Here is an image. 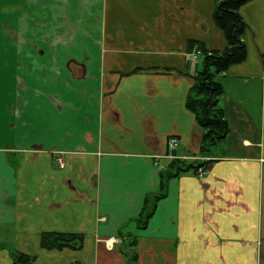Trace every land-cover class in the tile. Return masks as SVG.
I'll return each mask as SVG.
<instances>
[{
    "label": "crops",
    "instance_id": "crops-1",
    "mask_svg": "<svg viewBox=\"0 0 264 264\" xmlns=\"http://www.w3.org/2000/svg\"><path fill=\"white\" fill-rule=\"evenodd\" d=\"M215 8L0 0V264H264V0L240 9L247 58L221 77L228 137L205 176L161 185L171 137L201 157L186 104L191 54L227 46ZM54 232L82 239L45 249Z\"/></svg>",
    "mask_w": 264,
    "mask_h": 264
},
{
    "label": "trees",
    "instance_id": "trees-1",
    "mask_svg": "<svg viewBox=\"0 0 264 264\" xmlns=\"http://www.w3.org/2000/svg\"><path fill=\"white\" fill-rule=\"evenodd\" d=\"M216 8L213 14L216 25L223 31L227 46L223 50L207 51L202 47L203 67L194 76L195 84L192 87L188 99L187 108L196 116L198 124L203 128L204 134L200 145V156L211 157L217 144L224 142L228 137L231 127L226 119L221 99L224 88L221 77L228 69L246 60L248 50L243 36L246 31V23L240 9L251 0H215ZM198 162L187 163L182 160H173L169 169L162 176V190L167 183L179 173L187 170L196 172ZM208 162H205L207 164ZM165 194V193H164ZM163 195L157 196L159 197ZM147 206L145 223L151 218V212ZM144 223V222H143ZM77 239V240H76ZM82 239L76 234L44 233L42 246L45 249H62L71 246L73 242ZM79 242V241H78ZM130 264H137L136 256H131ZM18 262L32 264L33 258L20 256Z\"/></svg>",
    "mask_w": 264,
    "mask_h": 264
},
{
    "label": "built area",
    "instance_id": "built-area-1",
    "mask_svg": "<svg viewBox=\"0 0 264 264\" xmlns=\"http://www.w3.org/2000/svg\"><path fill=\"white\" fill-rule=\"evenodd\" d=\"M202 55V51L199 49L195 53L192 54V59L197 60L200 56ZM181 140L177 137H171L168 143V157L172 159H181V160H186L189 159L190 157L186 152L181 151ZM56 160L58 161L59 167L64 168L65 167V161L63 157H57ZM200 165H198V168L196 170V174L198 177H203L207 171H208V166H205L203 163V160L201 159ZM115 243L114 239H110L107 243L109 248L113 247V244Z\"/></svg>",
    "mask_w": 264,
    "mask_h": 264
},
{
    "label": "rangeland",
    "instance_id": "rangeland-1",
    "mask_svg": "<svg viewBox=\"0 0 264 264\" xmlns=\"http://www.w3.org/2000/svg\"><path fill=\"white\" fill-rule=\"evenodd\" d=\"M198 61H201V62H199V63H202V62H203V56H200L199 59H198ZM1 74H2V75L4 74L3 69H2ZM0 86H1V85H0ZM204 165H205V166H208V163H207V164L204 163ZM204 176H205V175H204Z\"/></svg>",
    "mask_w": 264,
    "mask_h": 264
}]
</instances>
